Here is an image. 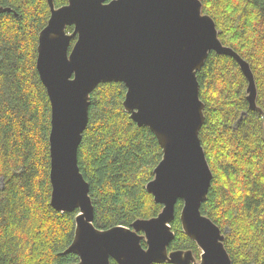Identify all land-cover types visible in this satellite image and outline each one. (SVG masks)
Wrapping results in <instances>:
<instances>
[{"label": "trees", "instance_id": "trees-1", "mask_svg": "<svg viewBox=\"0 0 264 264\" xmlns=\"http://www.w3.org/2000/svg\"><path fill=\"white\" fill-rule=\"evenodd\" d=\"M201 1L222 43L250 64L260 108H250L248 80L236 59L211 51L197 74L205 106L200 138L213 172L201 211L225 232L232 264H264V0ZM50 16L47 0H0V264L79 261L66 252L79 211L60 212L51 204V102L37 69L39 34ZM126 92L116 81L94 90L78 150L94 224L102 229L130 227L163 209L146 188L163 148L125 110ZM183 205L178 200L169 249H192L200 259L182 226Z\"/></svg>", "mask_w": 264, "mask_h": 264}, {"label": "water", "instance_id": "water-1", "mask_svg": "<svg viewBox=\"0 0 264 264\" xmlns=\"http://www.w3.org/2000/svg\"><path fill=\"white\" fill-rule=\"evenodd\" d=\"M47 1L51 16L39 34L37 69L51 102V204L60 212L79 211L66 250L79 256L74 264H232L225 232L201 211L213 172L200 138L205 106L197 74L211 51L232 56L248 80L250 108L260 110L250 64L222 43L201 0H69L61 7ZM113 81L125 83V110L163 148L146 186L163 209L130 227L102 229L94 224L78 150L91 94ZM180 199L183 229L204 251L200 261L191 249H169Z\"/></svg>", "mask_w": 264, "mask_h": 264}, {"label": "bare ground", "instance_id": "bare-ground-1", "mask_svg": "<svg viewBox=\"0 0 264 264\" xmlns=\"http://www.w3.org/2000/svg\"><path fill=\"white\" fill-rule=\"evenodd\" d=\"M46 27V26H45ZM75 38V37H74ZM248 94V93H247ZM257 94H258V90H257ZM184 206V205H183ZM175 210H176V207H175ZM171 226H172V223H171ZM173 229V228H172ZM186 233V232H185ZM143 241H145L146 242V240L145 239H143L142 240V244H143ZM146 244H147V242H146ZM198 245V244H197ZM144 246V245H143ZM145 247V246H144ZM147 247V246H146ZM199 247V246H198ZM200 248V247H199ZM192 250V249H191ZM200 250H201V254L204 252L201 248H200ZM193 251V250H192ZM193 254H194V251H193ZM194 256H195V254H194ZM196 257V256H195ZM196 259L198 260V261H200L201 260V255H200V259H198L197 257H196ZM116 261V260H115ZM117 262V261H116ZM112 263V262H111ZM164 263H168V262H164ZM161 264H163V263H161ZM171 264V263H170Z\"/></svg>", "mask_w": 264, "mask_h": 264}]
</instances>
